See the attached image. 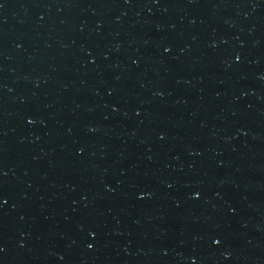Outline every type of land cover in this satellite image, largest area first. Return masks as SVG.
I'll list each match as a JSON object with an SVG mask.
<instances>
[{
    "label": "water",
    "instance_id": "water-1",
    "mask_svg": "<svg viewBox=\"0 0 264 264\" xmlns=\"http://www.w3.org/2000/svg\"><path fill=\"white\" fill-rule=\"evenodd\" d=\"M0 264H264V0H0Z\"/></svg>",
    "mask_w": 264,
    "mask_h": 264
}]
</instances>
